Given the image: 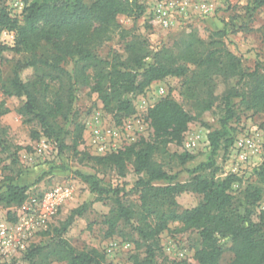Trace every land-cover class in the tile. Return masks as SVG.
Returning a JSON list of instances; mask_svg holds the SVG:
<instances>
[{"label": "rangeland", "instance_id": "1", "mask_svg": "<svg viewBox=\"0 0 264 264\" xmlns=\"http://www.w3.org/2000/svg\"><path fill=\"white\" fill-rule=\"evenodd\" d=\"M27 1L30 0H0V8L21 20ZM137 3L143 7L139 17L118 16L115 25L92 46L97 58L110 62L115 54L124 55L125 43L133 39L144 41L151 53L167 49L175 55V49L182 47V41L194 37L207 44L219 39L212 36L213 32L224 31L225 35L220 41L225 51L236 58L234 63L240 72H252L256 66L259 67L264 89V5L254 8L252 0H137ZM92 24L89 37L97 28L96 23ZM14 43L13 32H0V46L11 48ZM27 57L26 53L17 55L11 51L0 54V87L12 78L16 64L24 63ZM221 59L225 68L233 62L225 54ZM182 65L190 71L194 69L190 64L175 61V66ZM64 66L68 70L73 68L69 60ZM85 74L88 84L77 90L68 121L56 120V126L63 130L57 137H45L36 123L26 124L18 114L23 98L7 97L0 89V217L10 221L16 219L22 204L40 199L56 186H68L72 191L71 197L62 203L47 225L46 231L50 233H38L23 254L11 260L0 259V264H67L64 253L48 245L53 235L52 229L59 228L73 210L89 202V208L75 219L65 236L76 251L95 249L104 253L105 259L101 264H134L133 256L139 263L147 259H151L153 264L193 261L194 251L200 242L198 234L195 231H179L177 222H168L157 235L152 257L147 255L146 243L142 242L136 231L138 215L130 223L117 221L114 234L108 236L109 228L105 222L115 210V196L110 193L104 200L95 201L96 196L77 173L96 176L103 189L119 190L117 197L120 202L138 211L139 190L136 182L142 176L134 173L131 163L126 164L121 175L117 169L101 166L90 158L116 154L141 141L152 142L153 129L147 120V111L160 99L169 97L191 114L193 120L181 143L168 144L163 153L154 155V160L170 176H175L174 183L184 184L193 178L192 171L199 164L208 161L207 137L219 128V120L225 112L221 98L226 89L234 85L239 90L247 91L256 84L255 81L246 80L238 84V76L233 75L226 82L221 76H215L212 81L216 96L213 105L209 111L196 117L199 113L198 103L205 95L202 92L193 94L194 87L189 83L191 73L181 78L167 77L153 82L141 94L130 95L134 113L117 123L115 114L107 112L97 94L91 91L94 67H88ZM31 75L32 70L27 69L22 77ZM56 89V84L50 85L46 94L49 101L54 98ZM233 103L235 118L229 127L234 129V142L227 150L219 151L214 168L199 172V175L216 179L230 175L236 177L238 181L232 184L231 193L239 203L248 185H258L256 171L264 166V115L245 110L243 105H239V99H234ZM114 130L119 135L117 140L110 137ZM32 131L39 133L38 138H32ZM239 143H243V147L238 148ZM112 145H115V150L110 148ZM100 147H106L108 151L100 154ZM184 152L192 154L194 159L181 165L175 155ZM9 183L27 189L26 198L19 206L6 205L1 199ZM201 198L191 192L176 196L177 211L195 207ZM262 207L260 203L256 211ZM147 220L155 225L153 218ZM113 242L120 248L109 255L105 251ZM122 245H128V249L124 251ZM37 246L44 248L31 261L22 259L29 249ZM180 253L183 257L179 256ZM231 259L232 254L227 251L221 262L226 264Z\"/></svg>", "mask_w": 264, "mask_h": 264}, {"label": "trees", "instance_id": "2", "mask_svg": "<svg viewBox=\"0 0 264 264\" xmlns=\"http://www.w3.org/2000/svg\"><path fill=\"white\" fill-rule=\"evenodd\" d=\"M254 8L264 5V0H252ZM143 7L137 0H30L22 12L21 20L13 18L0 8V32L15 34L14 46H0V54L11 51L15 54L26 53L28 59L18 62L12 78L1 84L0 89L7 97L23 98L18 114L26 124L36 123L45 137H57L63 130L56 126L58 118L68 121L75 94L86 86L88 77L85 70L94 67L91 91L97 94L103 108L120 119L134 113L130 95L141 94L153 82L167 77L181 78L191 73L193 94L202 92L205 97L198 103L199 113L209 111L215 100L212 81L221 76L228 81L238 76V84L246 80L255 81L247 91L230 86L222 99L224 115L219 120V128L208 134V161L201 163L192 173L193 178L184 183H174L175 176L164 171L162 165L154 160L156 153H163L170 143L180 144L193 116L180 104L165 97L147 111V120L153 129V141H141L138 145L127 147L123 151L105 157L90 158L101 166L117 169L119 174L127 163H131L135 174L142 176L137 182L139 190L138 211L127 207L118 199L119 190H106L94 175L77 173L96 196L102 201L112 193L115 197V210L106 220L108 236L114 234L117 221L125 223L137 217L136 231L142 242L146 243L148 256H153L155 238L168 222H177L179 231H195L199 237V247L193 254V261L180 264H224L221 262L225 252L232 254L226 264H264V166L256 171L257 184L248 185L243 191L241 202H237L231 190L238 179L227 176L224 179L204 177L199 172L215 167V158L220 150H227L234 142L229 124L235 118L234 99L245 110H254L264 115V89L259 75V67L252 72H240L235 65L236 58L225 51L220 38L224 31H216L212 36L219 39L205 44L191 37L182 41V47L175 49L176 54L167 49L151 53L144 41L133 39L125 43L124 55L115 54L112 61H104L94 55L92 46L102 38L120 15L139 17ZM92 23L97 24L92 35L89 33ZM71 36H68V35ZM70 38V39H69ZM69 39V40H68ZM75 40V45L72 41ZM176 46V45H175ZM230 58L228 68L222 63V55ZM71 62L72 70L64 63ZM175 61L190 64L175 66ZM31 69L32 75L23 78L25 70ZM51 84L57 89L52 100L47 99ZM32 138L39 133L32 131ZM181 165L192 161L194 156L188 152L175 155ZM26 187L9 183L1 198L6 205H21L26 198ZM185 192L200 195L201 201L195 207L177 211L175 197ZM237 202V203H236ZM260 203L263 207L259 208ZM91 203H85L71 212L59 228L52 229L48 245L64 253L67 264H101L104 253L95 249L76 251L66 240V234L76 218L81 217ZM155 220V225L148 222ZM50 231L43 233L48 235ZM44 246L29 249L22 259L29 260L43 250ZM134 264H153L151 259Z\"/></svg>", "mask_w": 264, "mask_h": 264}, {"label": "built area", "instance_id": "3", "mask_svg": "<svg viewBox=\"0 0 264 264\" xmlns=\"http://www.w3.org/2000/svg\"><path fill=\"white\" fill-rule=\"evenodd\" d=\"M110 134L114 140L119 138L116 130L111 131ZM242 144L239 143L238 148L243 147ZM110 148L115 150V145ZM98 150L100 154L108 151L106 147H100ZM71 194L70 187L56 186L40 199H32L30 202L22 204L16 219L10 221L0 217V259L11 260L18 254H23L33 237L47 230V225L52 217L57 213L62 203L71 197ZM118 248L120 246L113 242L108 245L105 252L110 255ZM121 248L125 251L128 249V245H122ZM179 256L183 257V254L180 253Z\"/></svg>", "mask_w": 264, "mask_h": 264}]
</instances>
